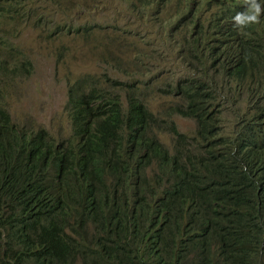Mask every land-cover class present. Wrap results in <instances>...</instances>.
<instances>
[{
	"label": "trees",
	"instance_id": "1",
	"mask_svg": "<svg viewBox=\"0 0 264 264\" xmlns=\"http://www.w3.org/2000/svg\"><path fill=\"white\" fill-rule=\"evenodd\" d=\"M209 1L180 56L187 75L166 85L173 114L197 122L193 138L168 126L172 148L132 86L125 103L70 88L60 141L14 125L0 99V264H132L150 243L178 264H264V21L237 31L245 7Z\"/></svg>",
	"mask_w": 264,
	"mask_h": 264
},
{
	"label": "rangeland",
	"instance_id": "2",
	"mask_svg": "<svg viewBox=\"0 0 264 264\" xmlns=\"http://www.w3.org/2000/svg\"><path fill=\"white\" fill-rule=\"evenodd\" d=\"M135 5L136 0H33L34 16L19 33L7 32L0 20V47L8 46L9 63L31 62L29 73L0 74L14 121L45 127L55 136L68 134L65 109L73 83L96 82L124 101L127 85L133 84L154 115L167 121L157 130L162 144L173 147L171 122L194 137L196 121L173 114L181 101L166 88L185 74L182 62L175 61L176 44L184 38L173 41L171 24L178 0H165L156 17L138 18Z\"/></svg>",
	"mask_w": 264,
	"mask_h": 264
},
{
	"label": "clouds",
	"instance_id": "3",
	"mask_svg": "<svg viewBox=\"0 0 264 264\" xmlns=\"http://www.w3.org/2000/svg\"><path fill=\"white\" fill-rule=\"evenodd\" d=\"M32 1L33 0H0V20L2 21L7 32L19 33L21 30L22 24H25L31 21L32 17L34 16V13L32 12L30 8ZM233 1L237 3L239 6L245 7L244 11L237 12L231 19V26L235 30L242 31L246 28H250L254 25H258L260 24V22L264 21V0H233ZM164 2L165 0H136V5H135L136 9L134 13L138 15V18L156 17L159 11L161 10V7ZM178 3L180 5L178 6V15L174 16L171 19V24H172L173 32L175 35L173 41L174 42L178 41L179 36L184 38L183 41L181 42L178 41L176 44L177 52H176V60H175L176 62L181 61L183 64L184 61L180 60V56L183 52L187 51V48H188L187 40L193 34V31L191 28L193 26V22H195V17L197 15L198 18L200 19L202 18L204 21L207 10L209 6H211L213 3L210 2L209 0H178ZM192 9H197L198 13L197 12L192 13ZM62 10L66 14H69V11L67 9L63 8ZM8 49H9L8 46H6L5 44L2 45V47H0V74L20 75V74L29 73L32 71L30 68L31 66L30 61H22V63H26V64H23L21 66H17L16 64H10L9 55L5 52V50H8ZM176 68L178 69V71H180L178 67ZM184 69H185V74L180 75L181 78L187 75V70L185 68V65H184ZM163 71L165 73H168V71H165V69H163ZM82 83L86 89V88L93 86L96 82L93 84H89L86 81H80L78 85H81ZM78 85H75L73 83L72 87L70 88L71 89L76 88ZM130 86H132L135 89L138 96L141 94L140 92H138V90L135 88L133 84H128L125 89V101L121 100L124 103L126 102L127 91L129 90ZM69 89H68V92L70 91ZM5 91H6V88H2L0 86V99L3 100V103L6 106V100L3 94ZM67 107H68V95H67L65 113L68 119L69 133L61 134L60 136L52 135L51 132L45 127L43 128H34L33 126L25 127V126H22L16 123L9 109L7 107L6 108L10 114V118L14 125L28 132L45 130L50 134L51 137H53L57 141H60L62 138L67 137L71 134L72 127H73L72 120L68 116ZM175 115H178V114H175ZM178 116H181V115H178ZM231 118H232L231 114H227L225 116V119L227 120ZM190 138H193V137H190ZM23 150L28 154H31L34 152V150H26V149H23ZM43 153H49L51 155L52 151H48L45 149ZM190 204L198 206L202 210L203 215L210 214V202L209 201L205 199H201V198L191 197ZM167 214L168 212H165L163 214L160 213L152 217V219L155 220L156 222H160L161 219H163L162 223H164L165 222L164 217ZM129 243L130 242H123L119 244V246L127 247ZM128 259L131 261L132 264H178L172 251H169L165 249L164 247H155V245L152 243L145 244V245L139 246L138 248L134 249V251H132L128 255ZM167 259H168V263H167Z\"/></svg>",
	"mask_w": 264,
	"mask_h": 264
},
{
	"label": "bare ground",
	"instance_id": "4",
	"mask_svg": "<svg viewBox=\"0 0 264 264\" xmlns=\"http://www.w3.org/2000/svg\"><path fill=\"white\" fill-rule=\"evenodd\" d=\"M112 82V81H111ZM111 85V84H110ZM103 93V92H102ZM105 93H106V91H105ZM70 95V94H69ZM69 97V96H68ZM164 119V118H163ZM163 121V120H162Z\"/></svg>",
	"mask_w": 264,
	"mask_h": 264
}]
</instances>
